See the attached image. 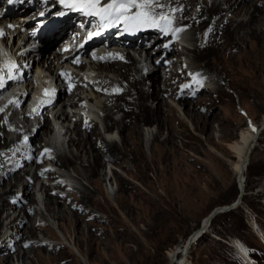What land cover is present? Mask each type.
Returning <instances> with one entry per match:
<instances>
[{
    "label": "bare ground",
    "instance_id": "bare-ground-1",
    "mask_svg": "<svg viewBox=\"0 0 264 264\" xmlns=\"http://www.w3.org/2000/svg\"><path fill=\"white\" fill-rule=\"evenodd\" d=\"M34 1L33 7L41 3L40 0ZM158 3L165 7L155 8L154 11L157 14L167 15L171 22L161 21L160 26H153L151 30L142 33L138 40L134 41L133 47L122 51L119 54L121 60L126 59L127 62H121L117 59L100 62L94 68L93 73L89 72L86 75L87 78L81 76L71 90L57 92L61 105L59 107L60 113L54 120L61 119L63 123L73 118L75 123L72 129L68 126L65 132V135L68 132L70 134L67 140L68 150L60 151L57 149L55 151L51 149V145L58 141V136H52L51 133L59 126L52 125L49 117L37 124L36 128L42 127L46 140L39 138V141L34 142L35 145L50 149L47 156L54 161L59 170L71 169L76 176L70 174L69 177L72 175L71 177H74V180L78 181L79 184V187L76 185L67 187L66 184L62 185L57 181L59 184H56L55 187L61 189L56 194H48L44 198L48 212L58 219L64 229L63 235L65 237L76 236L77 234L83 235L84 231L79 223L81 219H97L100 217L98 211L108 210L112 212L108 191L104 189L106 199L104 204L96 198L97 192L102 193L101 186L104 180L102 178L105 175V172L102 174L103 171L101 170L103 166L102 159L119 164L126 175L137 177L142 170L137 168V164L145 155L144 145L149 147L148 143L151 140L152 147L149 148L150 150L158 146H174L177 144L174 134L185 132L187 119L194 121L199 129L205 130L207 132L206 139L213 143L212 121L218 119V115L217 112H212L211 108L215 106V100L219 99L223 92V81L233 71L248 68L254 70V73L249 77L251 80L259 81V78L262 77L259 71L264 65V0H158ZM1 5L0 7L3 8L4 6ZM51 5H53V9H57L54 0L47 3L44 8ZM27 11L28 9H25V7H20L16 10L20 14L16 15L25 17L32 12V10ZM1 21L2 19H0ZM28 24L26 23V26ZM148 27L150 25L134 28L143 30ZM177 29H180V31H177ZM147 44H150L152 50L143 48ZM143 51L145 56L157 52L155 56L150 57L152 60L156 58L161 60L166 57L165 67L149 69L150 71L143 70L140 55L144 53ZM168 54L171 58L168 57ZM55 56H58V54L55 53L51 59L41 58L40 62L42 67L46 63L44 69L49 71L50 75L56 76L54 70ZM142 60L144 59L142 58ZM181 69L182 72L179 71ZM27 75L28 73L23 79L26 86H22L12 93L10 102L13 103V107L9 114L27 99L29 95L28 86L31 87L32 91L37 86L32 77V79L30 78L32 81L27 80ZM45 78L47 76L44 75L42 79ZM210 82L211 85H208ZM180 85L191 87L195 93H199L197 100H194V102L186 100L181 94L180 89L182 88H180ZM23 87H25L24 90ZM103 95L107 96L104 100H102ZM62 97H64V100L61 101ZM153 101H155V106L151 107L150 103ZM44 108H46L45 105L42 107V112L45 110ZM1 109L0 106V111ZM66 109H69L70 112L65 111ZM120 111L122 112L121 116L114 120L112 113ZM51 112L53 113V109ZM30 115H33L30 110L27 114L22 112L23 117ZM54 117L55 115H53ZM98 117L103 121V132L97 127ZM10 121V125L5 123L0 112V173L12 168V157L23 155L19 145L16 144L18 136L10 138L7 142L12 128L16 129L17 135L23 132L22 129H18L19 126L13 122V118ZM82 125L85 126L84 132H82L83 129L81 130ZM164 128H166L168 134L160 140L158 136ZM260 128L264 130V119L258 126L248 125L245 129H242L238 139L227 146L235 158L231 169L243 190H245V181L242 183L241 177L245 178L253 150L260 132H262V130L258 132ZM72 133H74V136H71ZM115 133H118L119 141L115 139ZM20 137H24V135ZM21 141L18 144L23 143ZM43 141L45 142L43 143ZM62 143L61 146H63ZM24 155L22 164H26L28 158H31V151ZM33 160L37 164V170L33 176L37 177L39 174H45L48 177H57L59 172L39 171L42 168L39 167V163L44 160V156L41 160H36V156H34ZM3 161L5 164H3ZM130 165L133 168L135 167L136 171H133L134 169L132 170ZM143 167L144 169L148 168L146 163ZM154 171L159 172L157 169H154ZM61 172L59 176H66ZM24 176H26L24 171L14 173L15 184L11 185L8 191H3L0 194V233L3 232L1 213L4 208L10 209L11 212L14 211L13 206L16 201H12L11 198L14 197V192L18 190V186L22 185L21 181ZM113 177L119 183L120 188L123 189L126 182L122 173L113 172ZM84 180L88 183H94V189H90L83 182ZM49 185L48 187L44 186L46 192L53 189ZM29 186H31V179L27 181L26 186V189H28L26 196L28 204H22L21 208L23 211L21 223L27 222L28 225L20 228V236L18 237L28 242L25 245L26 248H20L23 249L21 256L23 262L31 259L30 253L32 252L40 256V250H42L39 247L40 244L44 245L45 248L52 247L53 250L59 245L62 252L60 259L70 260L72 254L67 253L62 246L63 244L51 240L58 239L51 225L45 220L39 221L36 218L38 211L35 208L33 209L36 213L31 212L29 214L28 209L35 202L31 192L32 189ZM77 191L80 192V197L76 196L75 192ZM258 192H264V179ZM66 205L67 208L75 212L69 213L65 209ZM94 209L97 211H94ZM8 213L7 216H9ZM209 213L201 219L200 225L191 235H194L200 229L201 224L205 225L207 223ZM15 221L14 217L4 225V232L6 233H2L1 237H4L9 231L12 232L11 227L15 225ZM38 230L46 235L49 240L42 239L37 242L39 245L36 246V242H29V240L39 238ZM203 233L190 245L186 244L188 240V237H186L169 250L167 253L168 264H187L190 248ZM237 245L234 242V246L237 247ZM239 250L242 254L243 250ZM244 253L242 255L245 262H247L246 264H254L247 252ZM10 257L11 255L6 254L0 259V262L8 263ZM71 263L75 264L74 261H71Z\"/></svg>",
    "mask_w": 264,
    "mask_h": 264
},
{
    "label": "rangeland",
    "instance_id": "rangeland-1",
    "mask_svg": "<svg viewBox=\"0 0 264 264\" xmlns=\"http://www.w3.org/2000/svg\"><path fill=\"white\" fill-rule=\"evenodd\" d=\"M47 8L43 10L42 16L55 11L53 8L48 11ZM27 26H33V22ZM143 48L152 50L150 44ZM156 54L157 52H152L150 56H145V52L143 53L144 56L141 57L143 70L150 71L158 67H165L166 57L161 60L160 58L151 59ZM168 57L171 58L169 54ZM123 60L121 62L128 61ZM179 71L182 72V69ZM259 72L262 75L259 81L249 78L254 73L251 68L233 71L223 81V92L219 99L215 100V106L211 108V111L217 112L218 115V119L212 121L213 143L206 139L207 132L205 130L199 129L194 121L187 119L185 132L178 131L180 133L174 134L177 142L174 146H158L150 150L151 140L148 143L149 147L144 145L145 155L137 164V168L142 169L138 178L126 175L119 164L102 159L101 170L102 174L105 172V175L102 178L104 179L101 186L102 193L97 192L96 198L104 204L106 201L104 189L108 191L112 212L98 211L100 217L97 219H81L79 223L83 228V235L77 234L71 237L63 235L62 225L56 217L48 212L44 198L48 194H56L61 189L55 187L59 183L66 184L67 187L73 185L79 187L78 181L74 180L72 175L69 177L70 174L73 176L76 174L71 169L59 170L54 161L47 156L50 149L36 146L34 142L39 141V138L46 140L42 127H36L38 122L49 117L52 125L59 126L51 133L52 136H58L57 143L54 142L51 149L67 151V140L70 134L68 132L65 135V132L68 126L70 129L73 128L74 119L71 118L70 121L63 123L61 119L54 120L60 113V105L55 107L53 113L51 111L48 113L46 109L40 115L23 117L22 112L28 103L27 99L9 114L13 107V103L10 102L12 94L9 98L4 94L0 95L2 108L0 112L5 123L10 125V119L13 118V122L19 126L18 129L23 130L19 135L13 128L9 132L7 142L10 138L18 136L16 144L19 145L23 155L12 157V168L0 173V194L3 191H8L11 185L15 184L14 173L17 171L26 173V176L22 177V185L18 186L14 197L11 198L12 201H16L13 206L14 211L11 212L10 209L4 208L5 211L3 210L1 213L3 232L0 233V259L6 254L11 255V259L8 263L0 262V264H72L71 261H74L75 264H168V251L192 234L200 225L201 219L215 206L230 203L239 192L237 180L231 169L235 158L227 146L238 139L242 129L248 125L258 126L264 119V65ZM27 78V80H31V74L28 73ZM208 85H211V82ZM180 88H182L180 89L181 94L186 100L190 102L197 100L199 93H195L191 87L180 85ZM22 89L24 90L25 87ZM30 91L32 89L28 86V92L30 93ZM106 97L103 95L102 100ZM62 100L64 97L61 98ZM153 102L150 103L151 107L155 106V101ZM68 110L65 111L69 113ZM121 114V111L114 112L112 117L116 120ZM53 115H55L54 118ZM96 123L99 130L103 132L104 126L100 117L97 118ZM82 126L81 130L83 129L82 132H84L85 126ZM177 129L179 130L178 126ZM154 130L156 131L155 127ZM167 134L168 132L164 128L158 138L161 140ZM23 135L24 137H20ZM115 135V139L119 141L118 133ZM71 136H74V133ZM19 140L23 143L18 144ZM29 151H31V158H28L26 164H22L24 154ZM34 156H36V160H41L44 156V160L39 163V167H42L39 171H55L57 173L62 171L66 176L61 177L59 173L57 177H48L45 174L33 176L37 170V164L33 160ZM145 163L148 166L147 169L143 167ZM130 166L132 170L134 169L133 171H136L135 167ZM247 168L245 190L240 204L213 218L214 223L204 232L205 235L190 248L187 264H246L242 255L244 252H247L254 264H264V192H258L264 179V130L260 132ZM154 169L159 172H155ZM113 172H121L125 177L126 184L124 183L123 189L114 179ZM30 179L31 186L29 188L32 189L35 202L28 209L29 214L36 213L33 209L35 208L38 211L36 218L39 221L45 220L51 225L53 232L58 237L57 240H51L63 244L67 253L72 254L70 260L60 259L62 252L59 245L53 250L52 247L45 248L44 245L37 244L42 239L49 240L40 230H38L39 238L29 240V242H36V246L39 245L42 248L40 256L32 252L30 253L31 259L26 262H23L21 258L23 249L20 248H26L25 245L28 243L27 240L18 238L20 228L28 225L27 222L21 223L23 215L21 208L22 204H28L26 186ZM83 182L90 189H94V183H88L86 180ZM42 185L43 187H41ZM48 185L53 189L46 192L44 186L48 187ZM75 193L77 197H80V192ZM65 209L69 213L75 212L67 208V205ZM94 211L97 210L94 209ZM14 217L16 221L15 225L11 227L12 232L9 231L4 237H1L2 233H6L4 225ZM234 242L236 245L238 244L237 247L234 246ZM241 248H243L242 254L239 250ZM252 256H255V259Z\"/></svg>",
    "mask_w": 264,
    "mask_h": 264
},
{
    "label": "snow or ice",
    "instance_id": "snow-or-ice-1",
    "mask_svg": "<svg viewBox=\"0 0 264 264\" xmlns=\"http://www.w3.org/2000/svg\"><path fill=\"white\" fill-rule=\"evenodd\" d=\"M9 4L16 0H7ZM24 2V0H20ZM64 3L65 0H60ZM76 0H73V3ZM84 7L89 11L87 14L99 16L102 21L122 22L125 27H136L142 25L160 26V22L170 23V19L165 14H157L155 8H163L164 5L158 3V0H110V2L101 6L100 0H80ZM67 6L71 7L72 4ZM136 9V11H132ZM0 15H3L0 13ZM9 27H13L9 25ZM103 27V25H101ZM180 31V29H177ZM3 32L0 30V35ZM97 32L95 35H99ZM93 33H89L88 37L92 38ZM103 59V57H101ZM47 91V90H46Z\"/></svg>",
    "mask_w": 264,
    "mask_h": 264
},
{
    "label": "water",
    "instance_id": "water-1",
    "mask_svg": "<svg viewBox=\"0 0 264 264\" xmlns=\"http://www.w3.org/2000/svg\"><path fill=\"white\" fill-rule=\"evenodd\" d=\"M262 129L263 128L258 129V132L261 131ZM244 181H245V178L241 177V182L244 183ZM237 184H238L239 192L237 193V196L235 197V199L232 200L230 203H227L225 205L215 206L211 210V212L209 213L207 223L205 225L201 224L200 229L194 235L190 234L188 236V240L186 242L187 245H190V243H192L194 240H196L203 232H205L209 229V226L211 225V222L216 215L223 213L224 211H229V210L235 208L236 206H238L240 204L241 197H242L244 190L240 187L239 182H237ZM241 249L243 250V248H241Z\"/></svg>",
    "mask_w": 264,
    "mask_h": 264
},
{
    "label": "trees",
    "instance_id": "trees-1",
    "mask_svg": "<svg viewBox=\"0 0 264 264\" xmlns=\"http://www.w3.org/2000/svg\"><path fill=\"white\" fill-rule=\"evenodd\" d=\"M214 223V220H212V222H211V225ZM210 225V226H211ZM205 235V233L199 238V240L203 237ZM249 252V251H248ZM250 254V253H249ZM255 256H252V258H254ZM255 259V258H254Z\"/></svg>",
    "mask_w": 264,
    "mask_h": 264
}]
</instances>
